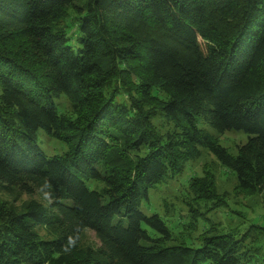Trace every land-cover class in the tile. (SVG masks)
<instances>
[{
  "label": "trees",
  "instance_id": "trees-1",
  "mask_svg": "<svg viewBox=\"0 0 264 264\" xmlns=\"http://www.w3.org/2000/svg\"><path fill=\"white\" fill-rule=\"evenodd\" d=\"M78 1L0 0V193L48 200L0 201V264H262L264 224L189 248L140 205L204 149L264 206V0ZM197 120L247 140L231 156ZM39 130L67 151L47 157ZM208 176L186 196L223 207ZM85 231L98 247H81Z\"/></svg>",
  "mask_w": 264,
  "mask_h": 264
},
{
  "label": "rangeland",
  "instance_id": "rangeland-1",
  "mask_svg": "<svg viewBox=\"0 0 264 264\" xmlns=\"http://www.w3.org/2000/svg\"><path fill=\"white\" fill-rule=\"evenodd\" d=\"M74 16L69 12L63 22L64 35L68 39L67 44L72 49L78 47L77 36L79 35L78 21L74 19ZM55 102L59 114L70 113L69 105L64 96ZM154 125L160 134H164L170 129V126L157 118L154 120ZM197 128L212 135L231 156H235L237 147L247 140L244 133L225 132L222 135H216L201 120H197ZM36 136L38 146L47 157L61 155L67 151V146L64 143L46 136L41 130L37 132ZM199 151V158L187 162L179 176L167 179L150 190L147 200H144L140 205V210L145 216L150 217L155 214L160 218L172 235V241L169 243L172 245L181 244L189 248H198L199 237L208 229H214L217 233L248 232L249 226L264 224V206L260 198L236 190L234 174L222 167L206 150L199 149ZM205 175L211 176L207 178L213 183L217 195L216 199L220 200L219 205L224 203L223 207H217L215 204L212 208L213 200L194 202L190 193L189 197L186 196L188 179L200 178ZM29 200H34L43 206L48 204V200L39 193L32 196L17 192L0 193V201L7 203L15 213L23 212V206ZM204 203H206L205 206ZM198 205H202V207L198 209ZM190 211H196L197 215L193 217V212ZM36 232L42 239L51 237L42 228L36 229ZM254 232L257 233L256 230ZM148 233L151 235L152 231L148 230ZM257 243L261 250L256 257L260 263L264 264V237L259 236ZM98 245V241L92 232L85 231L83 233L81 247L96 248Z\"/></svg>",
  "mask_w": 264,
  "mask_h": 264
}]
</instances>
